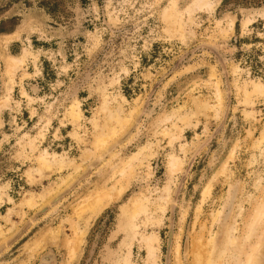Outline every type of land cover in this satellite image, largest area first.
I'll return each mask as SVG.
<instances>
[{
  "label": "rangeland",
  "instance_id": "1",
  "mask_svg": "<svg viewBox=\"0 0 264 264\" xmlns=\"http://www.w3.org/2000/svg\"><path fill=\"white\" fill-rule=\"evenodd\" d=\"M191 1L0 0V94L1 53L25 55L0 110V264H176L178 242L179 264L243 261L264 231V218L253 223L264 206V0H210L212 12L188 17ZM117 108L134 110L130 122L95 149ZM133 156L132 179L89 220L75 260L66 242L28 254L57 227L73 240L79 200L115 186L114 165Z\"/></svg>",
  "mask_w": 264,
  "mask_h": 264
},
{
  "label": "bare ground",
  "instance_id": "2",
  "mask_svg": "<svg viewBox=\"0 0 264 264\" xmlns=\"http://www.w3.org/2000/svg\"><path fill=\"white\" fill-rule=\"evenodd\" d=\"M214 7H215V3L213 1H210V0H192L191 3L185 8L184 11L187 14V16L190 17L192 11L195 9H197L199 11L205 10L206 12H212ZM167 21L171 25H173V27H175L176 30H181L183 28L181 20L178 17H176L174 14L169 15V17H167ZM227 21H228V24L226 27L227 29L226 30H222V29L219 30V35L222 37L229 36L232 32V19L229 18ZM252 21H253V19L249 18V17H246L245 19H243L242 29L244 30L248 25L251 24ZM219 24L220 23L217 22L216 26L218 27ZM10 38H12V36L5 35L3 40L7 41ZM1 54H3L2 58H3L4 66H5L4 75L6 76L7 79L5 80V82L3 84L4 90L0 94V110L5 108V106L9 102V96H10V93L12 92V87L15 85L14 77H15V73L17 71L16 69L19 66H21L25 61V55L22 56L21 58H14V57L10 56L8 53H6L5 51H3ZM210 77H213V78L216 77L213 70H211ZM214 83H216V86H217L216 90H215V96L217 97V99L219 100V103H220L221 102V100H220L221 94H220V90H219L218 80L216 79ZM250 85L254 89H252V91H251V90H248L246 87H244L243 92L245 95H248L250 93L249 91H251V92L256 91L255 88L257 86V83L255 84L253 82ZM23 96H25L24 93H23ZM76 107H77L76 105L75 106L71 105V107H70V110H71L70 113H71L73 119L75 117L76 118L78 117L77 116L78 111L75 109ZM133 112H134V110H132L126 117H121L119 115L120 114V108H117L116 115H112V118L116 122V126L111 128V132H112L111 135L102 134V135H100V137L97 138V141L95 143V149H99V148L103 147L108 140L112 139L120 131H122V129L128 124V122H130L129 120H130V117L132 116ZM260 137L262 139L264 138V131L262 132ZM45 155H47V154L45 153ZM84 156H85V158L88 157L86 155H84ZM44 157H42V158H44ZM135 159H136V156H133V157L127 158L121 164L118 163L119 165H114L115 167L112 169L111 174L108 178H109V180H114L116 178L117 184L115 186H112L108 189H100V190L95 189V190L89 191L85 195H83V197L79 200V207L78 208L80 209L81 213L85 212V214H86V216H84L85 226L84 227L76 226L74 228L73 234L75 237L73 240H67L66 239V241L65 240L61 241L59 239L61 229H60V227H57V229H51V230L47 231L44 235H42V237L40 239L34 241L33 244H31L27 248L28 254L33 256L34 250L36 248L42 249L46 245V243L57 244L58 242H62V243L66 242L64 245L67 248L66 251H67L68 259H69V261L75 260L77 258V255H78L80 245H82L81 243L83 241L85 227L88 225L89 220L92 219L95 215H97L100 212V210L103 207H105L109 202L116 200L121 196V194L126 189V186L129 182V180L132 179V177H133L134 160ZM168 161H169L168 166L170 167V170H172V171H176L178 169V167H180V165H181L175 159L174 160H168ZM166 191H167L166 194H169V188H167ZM206 193H208V192H206ZM165 197H166V195H165ZM143 201H144V199H143ZM145 201H147V200H145ZM130 206L132 207L130 210L131 213L133 215H135L139 211V206H140L139 200L133 201V203H131ZM163 208H165V207H163ZM77 218H83V217H81V215L78 214ZM263 218H264V206L261 205L260 207H257L253 213V223L255 220L262 221ZM253 223L249 224L250 226L248 227V231L251 230V228H252L251 226L253 225ZM4 235L2 234V232L0 233V236H4ZM263 241H264V231H262L260 234L257 235L256 241L252 245H250L249 250L246 251V253L244 255L243 261L241 262V260H240L241 263L240 262L239 263L240 264H256L257 263L256 258L261 252V245L263 244ZM174 247H175V250H174L175 262H176V264H179V242L176 243ZM151 249H152V246H151V243H149L148 251H147L148 254L153 252Z\"/></svg>",
  "mask_w": 264,
  "mask_h": 264
}]
</instances>
